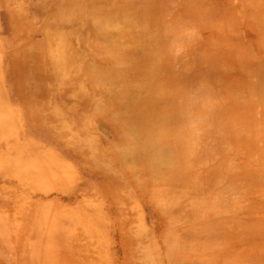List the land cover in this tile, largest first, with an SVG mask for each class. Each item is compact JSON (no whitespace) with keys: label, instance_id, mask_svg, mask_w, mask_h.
<instances>
[{"label":"rangeland","instance_id":"rangeland-1","mask_svg":"<svg viewBox=\"0 0 264 264\" xmlns=\"http://www.w3.org/2000/svg\"><path fill=\"white\" fill-rule=\"evenodd\" d=\"M191 1L0 0V264H264V50Z\"/></svg>","mask_w":264,"mask_h":264},{"label":"crops","instance_id":"crops-1","mask_svg":"<svg viewBox=\"0 0 264 264\" xmlns=\"http://www.w3.org/2000/svg\"><path fill=\"white\" fill-rule=\"evenodd\" d=\"M188 5L207 13L208 22L205 18L200 22L205 29L216 26L220 31L228 30L226 39L242 38L252 48L256 44L264 50V0H192Z\"/></svg>","mask_w":264,"mask_h":264},{"label":"bare ground","instance_id":"bare-ground-1","mask_svg":"<svg viewBox=\"0 0 264 264\" xmlns=\"http://www.w3.org/2000/svg\"><path fill=\"white\" fill-rule=\"evenodd\" d=\"M83 3V4H82ZM91 4L93 7H91L92 9V13L94 12L93 11V8L94 9H97V11L99 10V11H101V10H103V8L106 6V0H89V2H88V4ZM80 4H82L83 5V7H84V5H86L87 4V0L84 2V1H79V0H67V5L69 6V7H71V8H77ZM84 8H86V7H84ZM96 11V10H95ZM119 36L121 37V35L120 34H118L117 32L116 33H112V34H110V33H106V34H104V36H101V37H104V38H101V39H103V41H110V40H115V38L117 39V37L119 38ZM112 40V41H113ZM61 50V49H60ZM40 54V53H39ZM55 53H53V54H51V55H54ZM63 54V53H62ZM55 56H58V53H57V55H55ZM51 57V59L53 58L52 56H50ZM53 60V59H52ZM51 60V62L53 63V61L55 60V62H57L56 60H57V58L55 59L54 58V60L52 61ZM59 61H60V59H58ZM58 61V62H59ZM54 62V63H55ZM58 62H57V66L56 67H59V65L61 66L62 64H59L58 65ZM56 64V63H55ZM52 66L54 67V65L52 64ZM56 67H54L55 69H57V70H60L61 71V69H59V68H56ZM60 68H62V67H60ZM65 68V67H64ZM54 69V70H55ZM62 70H64V69H62ZM54 73V72H53ZM62 73V71L60 72V74ZM55 74V73H54ZM60 74H59V76H60Z\"/></svg>","mask_w":264,"mask_h":264}]
</instances>
